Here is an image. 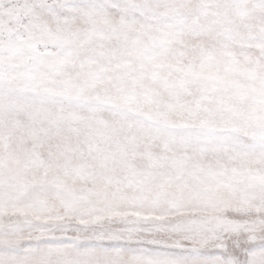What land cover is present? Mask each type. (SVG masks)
<instances>
[{
	"label": "snow or ice",
	"instance_id": "snow-or-ice-1",
	"mask_svg": "<svg viewBox=\"0 0 264 264\" xmlns=\"http://www.w3.org/2000/svg\"><path fill=\"white\" fill-rule=\"evenodd\" d=\"M0 264H264V0H0Z\"/></svg>",
	"mask_w": 264,
	"mask_h": 264
}]
</instances>
